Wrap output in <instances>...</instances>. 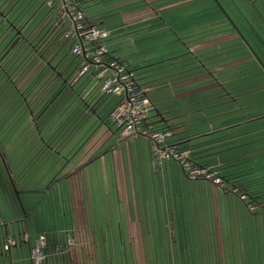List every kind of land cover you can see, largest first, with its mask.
Returning <instances> with one entry per match:
<instances>
[{"label":"rangeland","instance_id":"obj_1","mask_svg":"<svg viewBox=\"0 0 264 264\" xmlns=\"http://www.w3.org/2000/svg\"><path fill=\"white\" fill-rule=\"evenodd\" d=\"M122 1L129 0H82V7L89 18L102 19L101 28L111 31V38L107 43L115 56L125 60L130 66H136L142 83L154 86L153 92L149 94L150 100L154 101L153 98L156 97L166 100L163 105L161 104L162 106L159 105L162 112H169V116H180L170 122V124L183 125L181 129H176V133L179 134L182 130L186 131V134L194 135L202 130L217 131L228 126L225 130L204 135L200 141L208 143L234 136V143L240 144L239 137L245 133L246 136L242 141L249 140L252 144L239 149L248 150L250 158L246 159L254 158L258 161L263 155L253 157L252 155L259 150L256 145L264 144V119L249 123L243 121L248 116L264 113V73L258 68L262 67L261 69L264 70L259 62L260 60L264 64V0L258 1L256 6L248 0H218V2L216 0H165L151 5L159 14L156 19L137 26L125 25L122 12L136 6L145 7L147 0H140L139 3L130 0L133 3L125 4L127 7L119 10ZM54 25L50 10L43 5L42 0H0V54H4L1 61L8 60L5 68L10 76L13 77L20 63L32 55L29 42L23 41V38L32 41L36 36L33 41L36 44L37 39L50 31ZM32 33L34 36L30 37ZM233 33L236 34V39L219 45L208 53L204 52L207 54L202 51L193 53L190 50L197 41L201 43L203 39H209L208 36L221 38L226 35L231 36ZM52 40L55 39L48 41L43 55L51 59L54 68L53 70L49 68L47 75L35 85L34 90L27 92L28 86L25 85V81L28 76L24 78L21 76V79L14 77V80L17 79L15 84H12L8 76H0V147L7 157V163L15 181L19 182L21 178L29 180V185L35 184L36 188L41 190L30 195L33 201L28 202L26 198L29 196L19 195L14 187V194L20 205L22 204V211L26 210L29 213L35 206L38 207L28 224L31 233L34 234L35 228V234L42 233L48 238L59 236L64 239L63 231L71 230L70 217L67 219L62 217L64 210L69 206L68 185L65 181L60 184L55 181L60 175L71 171V168L77 165L84 153L109 127H115L110 121V114L120 98L116 95H103L100 82L87 75L78 83L75 82L73 87H65L60 92L55 88L58 94L54 95L53 102L43 109L41 104L44 91L43 80L51 78V74L57 71H65L67 77H71L75 71L73 62L75 57L71 53V43L63 41L60 48L53 49ZM12 51L14 52L11 53ZM250 57L253 60L243 62V59ZM253 61H256L258 66L253 64ZM41 62L43 59L34 58L27 70L35 71L37 66L36 72H40L44 66ZM199 66L204 69H213V75H210V71H204V73L201 71L200 74H207L213 84L220 86L186 99L176 98L180 90L172 85L180 82L178 77L188 76L189 78L195 74V70H190ZM184 70L189 72L181 74ZM228 94H232L237 100L236 103L229 99ZM26 100L32 106V111L28 108ZM87 105H93L92 109L95 108V110L91 111ZM70 109L72 111L67 114ZM65 111L69 119L63 115ZM201 116L206 118L198 119ZM24 133H26L25 138H19ZM179 135L171 136L170 139L177 138ZM193 141H199V139ZM25 146L38 148L33 154L37 162L34 160L33 163L30 162L31 168L37 164L36 171L32 169L27 175L24 174L25 176L19 178V162ZM56 149L61 156L51 157V151ZM254 166L260 167L259 174L264 178V158L259 163H254ZM111 167L110 179L113 184L115 170L113 165ZM5 171L8 173L0 153L1 185L4 184L5 177H9V174L4 175ZM182 171L181 168L175 171L177 180L183 179ZM86 172L90 183L97 180L99 184L95 186L87 184L88 196L91 200L89 204L93 208L90 212V221L95 241H97L98 264H129L126 259H121L120 251L114 249V240L120 237V233H117L119 232L117 225L122 221L126 223L130 220L145 225L146 219L117 217L118 214L126 215L125 211L129 207L125 189L121 195L125 201L119 205L117 189L113 187L111 195H108L107 189L101 186L103 178L99 176L98 165L89 166ZM47 178L48 180L45 181ZM39 179L41 180L37 183ZM172 185L169 186L171 196L174 197V193L180 195L179 192L183 195L182 185ZM49 186L51 191L47 195L43 190ZM160 188L162 191L160 199L165 201L163 185ZM57 193L58 196H56ZM129 197L133 200L132 193ZM235 197L236 204L228 202L233 210L241 207L250 211L248 205L239 196L235 195ZM98 203H101L103 207L101 211L97 210ZM105 206H109V210H105ZM116 208H119V213ZM257 212L261 214V210ZM132 214L135 215V211ZM1 215L11 223L10 210H5ZM260 219L262 220L261 217ZM159 220L161 221V219H155L156 223ZM24 225L26 227V223ZM72 238H74L75 247L78 241L79 243L82 241L86 246L91 243L89 234H76ZM56 252L61 253L57 250ZM90 252L92 255V250ZM0 261L3 264V259ZM6 261L4 259V262L9 264Z\"/></svg>","mask_w":264,"mask_h":264},{"label":"crops","instance_id":"obj_2","mask_svg":"<svg viewBox=\"0 0 264 264\" xmlns=\"http://www.w3.org/2000/svg\"><path fill=\"white\" fill-rule=\"evenodd\" d=\"M161 1L165 0H147L145 7L136 6L131 9H125L122 12L125 25L137 26L156 19L159 14L157 13V9H153L151 5ZM134 2L139 3L140 0H134ZM129 3L133 2L130 0L120 2V8L118 9L121 10L126 8L127 6L125 4ZM162 9L164 10L165 7ZM98 21L100 25L102 19L98 18ZM208 37L209 39H203L201 43L197 41L195 46L190 48L191 52L202 51L203 53H208L209 50L237 38L234 33L231 34V36L226 35L221 38H213V35ZM107 49L114 57L118 58L115 56L114 52L108 48V43ZM121 60L126 62L123 59ZM247 60L253 59L251 57L243 59V62H247ZM259 62L264 67V64L260 60ZM254 63L258 66L256 61H253V64ZM236 64L237 63H235V65ZM130 67H132L138 75L137 67L132 65ZM226 67L231 68L229 66ZM258 68L264 73V70L261 69L262 67ZM206 69L202 66L195 67L190 70H195V74L191 75L189 78H187L188 76L178 77L180 82L172 85L174 88H179L180 90V93L175 97L178 99H186L190 96L219 87L220 85L212 83L213 81L210 80L207 74H200L201 71L203 73L204 71H210V75H213V69ZM183 72L187 73L189 71H181V74ZM201 82L203 84H201ZM140 83L150 87L152 89L151 92H153V85H146L142 83L141 80ZM229 96L232 97L230 100L236 103L237 100L232 94H229ZM153 99L154 101H152V99L151 101L154 109L156 108L162 112L159 105H163L166 100L158 97ZM88 105L87 107L91 108V111L95 110V108L92 109L93 105ZM162 113L164 116H169V112ZM205 118L206 116H201L198 119ZM261 119H264V113L251 117L248 116L243 122L249 123ZM106 123L109 124L108 122ZM177 125L179 129L183 126ZM226 128H228V126L217 129V131L225 130ZM202 131L192 135L186 134V131L184 132L181 130L179 135L175 130L172 137L175 135H179V137L171 138L169 142L177 145L185 144V146L194 150L196 154L194 159L197 160L198 163L210 164L215 169L224 167L225 165L233 166L237 163L239 158H250L248 150L245 151L244 148L239 149L243 146H250L252 144L249 140L247 142L242 141L246 136L244 135L245 133L239 137L240 144L234 143V136L204 143L200 141V138L207 134L216 133L217 131ZM25 136L26 133H24L23 136L20 135L19 138H25ZM197 139H199V141H193ZM256 147H258L259 150L253 153L252 157L254 155H263L257 161L260 162L261 159L264 158V144L260 143L256 145ZM34 148L35 146H25L22 149L19 162V178L24 174L27 175L28 172L36 168L37 164H35L33 168L30 166V162L33 160L37 162V158L33 157V154L38 148ZM1 149L2 148H0V153ZM85 149L86 148H84V150ZM51 155V157L61 156L57 149L52 150ZM5 158L7 159L6 155ZM4 163L8 173L6 171L3 173L5 176L9 174V177H5L6 183L4 182V184L1 185V182L0 184V223H3L0 225V259H3V264H6L4 259L7 260L6 262H9V264H37L31 258V251L35 248L36 241L42 237H46L49 242L48 248L53 252V249L57 247L55 245L60 243L61 237L53 236L52 238H48L42 233H40V235L38 233L35 234V228L33 230L34 234L31 233L28 224L30 219L33 218L34 211L38 207L35 206L32 212L29 213L26 210L22 211V204L20 205L19 200L14 194V184L10 176V170L6 162ZM95 164L96 166L98 165L100 178H103L100 184L107 189L106 194L111 195V189L113 187L117 189V202L119 205L125 201L121 195L124 189L126 191V201L129 204L128 210L125 211L126 215L122 216L118 214L117 217L123 219L127 217L130 219L142 217L146 219L145 225H140V223L133 222L132 220L126 223L122 221L117 225V230L119 231L117 233H120V237L114 240V249L120 251L122 260L126 259L129 264H264L263 212H261L262 217L257 211L252 212L245 208L241 209V207L240 209L233 210L228 202L236 204V197L234 194L231 195L230 193L223 192L222 189L214 186L209 181H190L185 177L183 171V179L180 180L178 178L177 180L175 178V171L177 168H181V166L176 162L168 163L166 172L164 176H162L154 164L151 142L144 137L124 139L121 131L116 126L109 127L94 145L84 153L77 165L72 167L71 171L68 173L60 175L55 181L57 184L65 181L68 185L69 206L64 210L62 217L64 216L63 218L66 219L70 217L71 230H65L63 234L67 233V237H74L76 234H89V236H91V243L89 246H86L80 240L81 243L78 241L76 247L74 246L68 249V253H66L69 254V256L66 259L52 261L46 258L41 264H86L97 259V241H95L92 230L93 227L90 221V212L93 208L89 204L91 200H89L87 184L93 186L99 184L97 180L90 183L89 177L86 176V169ZM112 165L115 170V180L113 184H111L110 179V169ZM34 177L36 178V174ZM40 180L41 179H39L37 183H39ZM47 180L48 178L45 181ZM28 182L29 180L21 178V181L17 183L21 191L20 193L29 196L26 200L32 202L33 200L30 199V195L40 192L41 190L36 188L35 184L32 186L29 185L30 182ZM172 184L182 185L184 187L183 195H181L182 192H179L180 195L174 193V197L171 196L169 186ZM161 185L164 187L165 201L160 199L162 192L160 188ZM44 189H46L43 191L46 192L47 195L51 191L50 186ZM131 193L133 194V200L129 197ZM56 196H58V193ZM172 202L173 204L171 205ZM96 207L98 211L103 209L101 203H98ZM108 207L105 206V210H109ZM119 208H116L118 213ZM7 209L10 210L12 215L11 223L7 222L1 215ZM134 211L135 215L132 214ZM140 212L142 213L140 214ZM155 219H161V221L159 220L156 223ZM24 223H26V227ZM70 231H72V234ZM26 235L29 237L28 242H25L23 239ZM8 238L15 239L18 245L12 247L10 252L6 253L3 247ZM55 242L57 243L55 244ZM101 248L103 249L102 246ZM91 250L92 255H90ZM126 251L129 252L127 253Z\"/></svg>","mask_w":264,"mask_h":264},{"label":"built area","instance_id":"obj_3","mask_svg":"<svg viewBox=\"0 0 264 264\" xmlns=\"http://www.w3.org/2000/svg\"><path fill=\"white\" fill-rule=\"evenodd\" d=\"M55 22L56 32L62 39L71 43V53L78 63L75 82L90 75L101 85L103 95H116L120 101L110 114V121L118 127L124 139L144 137L151 142L154 164L164 176L167 164L176 162L181 166L185 177L190 181L205 180L216 187H224V179L213 168L198 166L193 162L192 150L183 149L170 143L172 132L160 130L154 125L152 114L154 106L149 98L151 88L140 83L137 73L126 63L114 58L107 49L111 33L87 21L80 0H45ZM252 212L257 207L251 206ZM3 223L1 222L0 225ZM28 242L29 237H23ZM18 245L13 238H8L3 250L9 253ZM74 246V238L68 237L65 246ZM47 238L36 241L31 251V258L41 264L46 258ZM62 247H56L61 251Z\"/></svg>","mask_w":264,"mask_h":264},{"label":"trees","instance_id":"obj_4","mask_svg":"<svg viewBox=\"0 0 264 264\" xmlns=\"http://www.w3.org/2000/svg\"><path fill=\"white\" fill-rule=\"evenodd\" d=\"M42 1H43V5L47 6L45 0H42ZM80 1L82 3V0H80ZM216 1L218 2V0H216ZM248 1H249V3L256 6L257 2L260 0H248ZM83 10H84V8H83ZM50 13H51V11H50ZM85 14H86L87 21L89 24L96 25V26L100 27V25L98 23L99 22L98 19H96V20L91 19L87 16L86 12H85ZM19 31H21V30H19ZM110 33H111V31H110ZM32 36H34V33H32L30 37H32ZM62 37H63L62 34L60 32L57 33L55 30V26H53V28L50 31L46 32L45 34L42 35V37L37 39L36 44L33 43L36 36L34 37V39H32V41L27 39V38L26 39L23 38L24 39L23 41L29 42L32 55H30L25 61L20 63V65L16 68L14 75L12 77L9 75L8 71L5 68L6 67L5 66L6 61H8V60L5 59L4 61H1L4 54H0V76L1 75L2 76H8L10 78L12 84H15V82L17 80V79L14 80V77L19 79L21 76H22L21 78L28 76L27 80L25 81V85L28 86L27 92L29 93L30 91L34 90L35 85H37L40 82V80H42L47 75L49 68H50V70L51 69L53 70V68H54L53 64L51 62V59H48V57H45L43 55V53L46 52L48 41H50L52 38H54L55 40H52L53 41L52 48L53 49H55L57 47L60 48L62 46V44L64 42H66L62 39ZM110 38H111V36H110ZM66 43H68V42H66ZM51 44H52V42H51ZM13 52L14 51H12L11 53H13ZM110 54H112V53H110ZM34 58L35 59L36 58L43 59V62H41V63H43L44 66H42L43 69H41L43 72L40 70V72H42L41 74H40V72H36L37 66H35V71L29 72L30 70H27L28 66H30V64L34 60ZM114 58L123 62V63H126V62L122 61L121 59H118L116 57H114ZM73 62L75 63V71L73 72L71 77H67L65 74V71H60V72L57 71V72H54L53 75L51 74V76H52L51 78H46L45 80H43V85H44L43 90L45 91L47 89L45 92L43 91V97L41 98V104H43V109H46L47 106H49L51 104V102H53L55 96L58 94V93H56L55 88H57L58 91L60 92L61 89L65 88V87H68V86L73 87L74 86L75 78L77 77V74H78V63H77V60L75 58H74ZM130 68H132V67H130ZM57 70H58V68H57ZM76 83H78V81ZM24 97H26V96H24ZM228 97H229V99L232 98L229 96V94H228ZM26 102H27L28 108H30V110L32 111V106L30 105L29 101L26 100ZM70 111H72V109L68 110L67 114ZM67 114L65 111L63 115L67 116ZM179 117L178 116H172V115L171 116H164V114L156 108L154 109V112L152 114V120L154 122V125L157 128H159L160 130L172 132L173 135H174L175 130L178 129V125L177 124H170V122L172 120L178 119ZM63 118L64 117H62V119ZM67 118H68V116H67ZM178 146L183 148V149L192 150L193 162L196 163L198 166L206 167V168H213L212 165H210V164L198 163L197 160L194 159V156L196 154H195L194 150L191 149L190 147L185 146V144H181V145L178 144ZM1 153L3 155L4 162H6L8 169L10 170V176H11L12 182L14 184V187L17 190V192H19V194H21L20 193L21 191L19 190L17 182L12 177L11 169L9 167V164L7 163V159L5 158V154H4L2 149H1ZM254 163H259V162H257V160H255L254 158H252L250 160L246 159V158L245 159L239 158L237 163L233 166L225 165L224 167H221L218 169L213 168V169L219 173V175L224 179V182H225L224 187H218V188L222 189L223 192L239 196L246 203V205H248L249 209L251 206L257 207V210H261V212H263V215H264V180H262L264 178L261 176V174H259V172L261 171L260 167L254 166ZM63 235H64V239L61 238L60 243L55 245V246H57V247L65 246V244L67 242L66 239L68 237H67V233H65ZM65 235H66V238H65ZM56 243L57 242H55V244ZM47 245L49 246L48 241H47ZM64 251H65V253H64ZM60 252L61 253L56 252V247L53 249V252H51L48 247L45 249V254H46L47 260L55 261L58 259H66L69 256V254H67L68 248H66V247H62ZM96 258L97 259H95L94 261H90L86 264H98V257L96 256Z\"/></svg>","mask_w":264,"mask_h":264}]
</instances>
